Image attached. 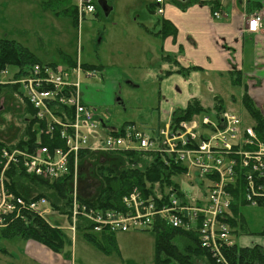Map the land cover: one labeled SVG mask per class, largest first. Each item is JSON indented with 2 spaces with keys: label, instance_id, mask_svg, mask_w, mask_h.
<instances>
[{
  "label": "built area",
  "instance_id": "built-area-1",
  "mask_svg": "<svg viewBox=\"0 0 264 264\" xmlns=\"http://www.w3.org/2000/svg\"><path fill=\"white\" fill-rule=\"evenodd\" d=\"M80 15L96 11L93 0H79ZM163 4L164 0H156ZM162 13V10L159 11ZM220 18L222 14L215 12ZM264 15L255 13L246 19L245 32L252 37L261 34ZM9 70L0 71V86H17L16 96L28 101L35 110L41 136L63 146L51 148L39 138L33 150H3L0 158V227L8 221L43 218L51 212L46 199L26 201L11 191L6 170L11 163L22 164L28 174L51 182L74 174L70 200L69 224L75 235L79 223L88 231L127 233L150 230L156 222L172 228L199 230L201 246L219 264H231L226 250L231 249L234 187L244 189L248 205L264 208V142L252 126L245 125L233 111L194 116L176 128L170 119L157 135L128 123L123 128H103L100 119L84 101L81 82L96 73L83 69L80 61L73 68L36 64L27 75L9 79ZM100 129L107 133L106 138ZM123 151L153 152L186 167L182 178L188 180L183 200L177 195L169 201L146 195L134 188L125 195L120 208L93 207L82 202L78 193L79 159L82 152L117 153ZM197 179V187L192 180ZM190 188L197 194L191 196Z\"/></svg>",
  "mask_w": 264,
  "mask_h": 264
},
{
  "label": "rangeland",
  "instance_id": "rangeland-1",
  "mask_svg": "<svg viewBox=\"0 0 264 264\" xmlns=\"http://www.w3.org/2000/svg\"><path fill=\"white\" fill-rule=\"evenodd\" d=\"M93 1L96 12L78 22L47 9V0H0V40L14 41L28 48L43 64L65 67L68 60H72L97 67L91 69L98 71L95 77L82 80L81 92L97 117L112 127L121 129L132 123L151 133L158 123L157 109H162L160 104L167 103L165 100H168V107L185 109L193 97H199L203 105L209 107L218 101L215 96L223 100L226 110L236 112L246 124L253 123L243 105L245 82L234 86L226 74L221 77L200 72L192 75L189 81L186 79L188 82L175 73L168 82L161 83L159 78L166 73V66L160 60V54L155 52L156 46L150 42L153 37L148 35L161 20V15L148 12L153 0H106L113 8L109 15L98 4L100 0ZM79 3V0H72L73 6H79ZM147 28L149 32H146ZM15 70L11 69L12 72ZM13 97H6L13 103V112H3L0 117V129L7 132L9 140L16 139L20 129L12 114L20 113ZM99 132L106 138L104 129ZM93 170L92 166L86 165L79 183L84 190L91 185V194L100 186ZM179 181L182 186L190 182L181 177ZM240 213L235 240L246 246L257 241L264 245V208L245 205L240 207ZM46 221L60 228L65 239L61 254H55L56 257H51L47 264H155L156 237L151 230L116 233L118 252L106 255L87 241L86 230H77L73 241L64 215H47ZM90 233L99 239V234ZM23 240L14 237L13 243L0 241L1 249L16 255L7 258L6 264H23L26 260L19 254L25 253ZM38 256L41 259L38 260L46 264L43 254Z\"/></svg>",
  "mask_w": 264,
  "mask_h": 264
},
{
  "label": "trees",
  "instance_id": "trees-1",
  "mask_svg": "<svg viewBox=\"0 0 264 264\" xmlns=\"http://www.w3.org/2000/svg\"><path fill=\"white\" fill-rule=\"evenodd\" d=\"M45 6L57 16L71 17L78 22L80 20L78 7L72 5V0H47ZM152 7L154 5L151 4V12L154 13L155 10ZM160 25V33L163 37L174 36L177 32L170 21L163 20ZM164 60L172 64L171 69L164 74L165 77L179 73L184 78L189 79L193 71L200 70V67L185 68L181 66L173 56H165ZM67 63L69 67L75 65L72 60H68ZM36 64L42 63L28 48L14 41L0 40V71L6 68H16L14 74L17 72L15 74L17 77L20 74L27 75ZM51 65L56 66V64ZM84 68L96 69L97 67L84 65ZM234 74L233 72L232 75ZM232 83L234 86L242 85L241 74L235 76ZM17 92V86H0V117L4 114L3 112H13V103L10 102L9 98L6 100V97L10 95L16 97ZM214 98L218 101H214L213 108L205 107L200 99L193 98L185 109H174L171 126L176 128L182 121L191 120L195 115L209 114L214 110L217 113L224 111L223 100L218 96ZM3 99H5L4 102H2ZM14 104H20V106L18 105L20 113H12L20 129L14 140H9L7 132L0 129V158L5 149L11 151L15 149L33 150L39 138L51 148L63 146L62 141L51 142L49 138L39 135L35 110L28 101H21L17 98ZM243 105L254 121L257 135L264 142V116L247 92L243 96ZM157 132L158 129H152L151 134L156 136ZM100 155L99 153L82 152L79 159V183L83 180V167L86 164L94 168L93 176L95 175L94 177H97L100 183L94 194L90 193L89 187L84 190L78 183L79 197L82 202L93 207L120 208L124 196L136 187L146 197L152 195L159 199L161 196L165 201H169L172 195L174 197L178 195L181 200L186 197L180 191L179 178H182L186 171V167L182 164L172 163L164 156L153 152L123 151L104 153L103 156L105 157H100ZM5 173L9 180L8 188L17 196L26 201L46 199L53 211L69 217L74 174L51 182L42 177L28 174L23 165L19 163H11ZM186 181L188 182V180ZM191 182H193L192 186H198L196 185L197 179ZM240 188V190L233 188L235 197L232 206L233 217L229 219L233 228L238 227L241 220L240 207L247 205L244 189L241 186ZM191 194L193 195V193ZM5 224L4 227H0V241L20 237L26 241L39 243L55 253H61L65 248L63 231L50 225L41 217L29 215L26 219L8 221ZM87 228L84 223H80L78 226V229L88 230ZM150 230L155 233L156 237L155 264H219L212 258L207 249L202 248L199 230L172 228L163 222H156ZM234 234L236 235V232ZM85 235L87 241L104 254L109 255L111 252H118L116 234L102 233L99 236L100 240L90 232H86ZM225 254L231 264H264V245L254 244L249 247L236 241L235 245L226 250ZM1 255H9V252L6 249H0Z\"/></svg>",
  "mask_w": 264,
  "mask_h": 264
},
{
  "label": "crops",
  "instance_id": "crops-1",
  "mask_svg": "<svg viewBox=\"0 0 264 264\" xmlns=\"http://www.w3.org/2000/svg\"><path fill=\"white\" fill-rule=\"evenodd\" d=\"M152 5V9H158L155 1ZM161 6V20L154 25L152 32L148 31L149 28L146 32L152 33H148L153 37L150 42L156 46L155 52L160 54V60L166 66L164 72L172 66L164 57L173 56L185 68L200 67V70L192 72L190 79L192 75L207 72L212 75L219 74L221 77L226 74L232 82L235 76L241 74L242 83H246L247 94L264 115V23L262 32L257 37L245 32L248 17L258 12L264 15V0H165ZM216 11L222 13L221 18L214 16ZM163 20L170 21L175 26L177 32L174 36L161 35L160 23ZM170 77L162 75L159 79L164 83L165 80L168 82ZM188 81L184 79V82ZM179 92L182 93V90L179 89ZM161 93L163 94L162 91ZM165 101L168 103V100ZM167 103L163 102L160 104L162 109H157L158 123L153 128L155 130L163 125L175 109L168 107ZM13 240L14 238L7 242L13 243ZM23 242L25 253H19L26 257L23 264H42L38 260L40 254L47 259V264L51 257H56L55 254H61L34 241ZM256 244L262 242L257 241ZM13 257L16 255H1L0 263L6 264L5 260Z\"/></svg>",
  "mask_w": 264,
  "mask_h": 264
},
{
  "label": "water",
  "instance_id": "water-1",
  "mask_svg": "<svg viewBox=\"0 0 264 264\" xmlns=\"http://www.w3.org/2000/svg\"><path fill=\"white\" fill-rule=\"evenodd\" d=\"M98 4L103 8L106 15H109L113 10V8L110 7V5L108 4L106 0H100Z\"/></svg>",
  "mask_w": 264,
  "mask_h": 264
},
{
  "label": "flooded vegetation",
  "instance_id": "flooded-vegetation-1",
  "mask_svg": "<svg viewBox=\"0 0 264 264\" xmlns=\"http://www.w3.org/2000/svg\"><path fill=\"white\" fill-rule=\"evenodd\" d=\"M264 116V115H263ZM100 157H105V156H103V155H100ZM107 158V157H106Z\"/></svg>",
  "mask_w": 264,
  "mask_h": 264
},
{
  "label": "bare ground",
  "instance_id": "bare-ground-1",
  "mask_svg": "<svg viewBox=\"0 0 264 264\" xmlns=\"http://www.w3.org/2000/svg\"><path fill=\"white\" fill-rule=\"evenodd\" d=\"M40 135V134H39ZM173 163V162H172ZM169 164H171V163H169ZM172 165V164H171ZM175 165V164H174ZM201 239V238H200Z\"/></svg>",
  "mask_w": 264,
  "mask_h": 264
}]
</instances>
